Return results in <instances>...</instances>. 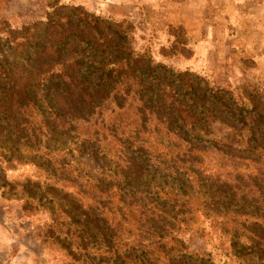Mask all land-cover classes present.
I'll list each match as a JSON object with an SVG mask.
<instances>
[{
  "label": "rangeland",
  "instance_id": "rangeland-1",
  "mask_svg": "<svg viewBox=\"0 0 264 264\" xmlns=\"http://www.w3.org/2000/svg\"><path fill=\"white\" fill-rule=\"evenodd\" d=\"M263 68L264 0H0V264H264Z\"/></svg>",
  "mask_w": 264,
  "mask_h": 264
},
{
  "label": "crops",
  "instance_id": "crops-1",
  "mask_svg": "<svg viewBox=\"0 0 264 264\" xmlns=\"http://www.w3.org/2000/svg\"><path fill=\"white\" fill-rule=\"evenodd\" d=\"M174 21H168L166 23L161 22V24H176ZM177 24H182L181 22H178ZM252 41V37H247L245 40V46L246 49H251L252 46H250ZM260 41V40H259ZM240 56V53L233 48H222L218 54L215 55L214 58V64H213V72L215 80V83H218V85L223 84H238L242 83L243 80V74L242 70H246V66H243L244 64L240 63L238 60V57ZM210 65V62L208 63L207 60L205 62H202L201 65L196 66L197 70H200L199 68L202 67V65ZM263 75H264V68H263ZM264 77V76H263Z\"/></svg>",
  "mask_w": 264,
  "mask_h": 264
},
{
  "label": "trees",
  "instance_id": "trees-1",
  "mask_svg": "<svg viewBox=\"0 0 264 264\" xmlns=\"http://www.w3.org/2000/svg\"><path fill=\"white\" fill-rule=\"evenodd\" d=\"M63 46V45H62ZM135 63L133 64V67L135 68V66L136 65H140V68L141 69H143L144 71H146V70H150L151 72H153V67H151L150 66V64L149 63H145V62H141V61H134ZM114 65H116V64H114ZM127 66H128V64H127ZM105 67H106V65H105ZM115 70L114 69H111V70H108L107 71V73H106V75H105V82H106V86L107 87H105V92L107 91V88L109 89L110 87L108 86V84L109 83H111V86H113V84H115V82L114 81H112L113 80V72H114ZM60 77V76H59ZM62 77V76H61ZM63 77H66V75L65 74H63ZM177 78L179 79V81H180V83H182L183 82V79L180 77V76H177ZM145 81H146V78H143ZM132 80H135V81H137V86L138 87H143V82L141 81V80H139V78L137 77V78H132ZM63 81L61 80V83H62ZM80 84L78 83V86H79ZM146 86V85H145ZM65 88H66V90H67V87H66V85H65ZM127 90L128 89H126L125 91H124V94H122V97H124L123 95H125L126 93L125 92H127ZM85 92L84 91H81V96L83 95H85L84 94ZM105 94H107V93H105ZM99 95V92H96V93H94V94H90L89 96H88V98H89V100H90V102L91 103H93L94 102V99H95V97L96 96H98ZM93 98V99H92ZM158 98H160L159 96H158ZM214 99L215 100H217V97H214ZM74 110H76V108H74ZM177 120H178V115H177Z\"/></svg>",
  "mask_w": 264,
  "mask_h": 264
}]
</instances>
